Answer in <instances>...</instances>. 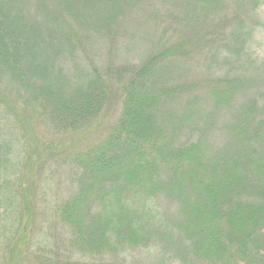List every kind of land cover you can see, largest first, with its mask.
I'll return each instance as SVG.
<instances>
[{
  "label": "trees",
  "instance_id": "1",
  "mask_svg": "<svg viewBox=\"0 0 264 264\" xmlns=\"http://www.w3.org/2000/svg\"><path fill=\"white\" fill-rule=\"evenodd\" d=\"M262 6L264 0H0V108L11 96L19 102L24 90L50 106L52 121L76 130L120 106L110 132L74 153L77 192L57 209L56 224L78 259L62 257L52 238L31 251L30 187L15 215L5 207L0 216V264H127L118 260L137 250L154 264H264V62L257 67L249 53L264 31ZM145 17L162 32L140 66L113 70L124 85L115 89L97 76L71 97L53 93L52 71L88 57L91 34H116L110 43L117 44ZM226 63L239 73L230 82L225 68L219 78L212 70ZM252 66L248 77L243 70ZM191 71L205 73L203 80L164 86ZM175 100L184 107L168 110ZM213 117L231 121L226 139L210 131ZM2 150L0 175L8 163ZM26 161L33 173L32 157Z\"/></svg>",
  "mask_w": 264,
  "mask_h": 264
},
{
  "label": "rangeland",
  "instance_id": "2",
  "mask_svg": "<svg viewBox=\"0 0 264 264\" xmlns=\"http://www.w3.org/2000/svg\"><path fill=\"white\" fill-rule=\"evenodd\" d=\"M25 12L29 14L26 16L27 21L33 23L35 19L33 16L36 11L30 9V11L26 10ZM260 13L264 19V6L260 8ZM140 15L142 16V13ZM146 16L148 17V15ZM147 17L134 22L128 31L125 28L124 32L119 35L117 44L110 43V41L116 42L118 38L116 34L112 37L104 33L91 34L93 38H91L92 43L88 57L85 55L78 57L76 64L72 62L62 66L57 64L55 70L52 71V78H55V81L52 80L53 85L51 86L53 93L71 97L77 89L86 88L89 83H93L97 76H106L108 81L111 80L115 84L113 86L115 89L124 85L123 79H113L116 78L113 70L130 65L140 66L147 60L150 53L155 54L157 44L155 41L162 31L153 19L149 20ZM253 41L255 43L250 48L249 53L258 67L259 60L264 62V31L262 29L255 34ZM161 65L165 67L164 63ZM217 66H213L212 69L214 73L216 71L217 78H219V70L224 68L226 69L225 72L228 71L226 73L227 82L238 77L237 74L239 73L232 65L226 63L221 68ZM94 67H97V73H95ZM255 67L245 68L243 72L248 77L254 76ZM160 68L159 66L158 70ZM61 69L63 72L60 73ZM204 74L191 71L185 78L172 76L166 80L164 86L170 85V82L180 83L183 80L198 83L203 80ZM60 76H67L69 79L57 82ZM211 79L215 78L212 76ZM6 82L8 83L7 80ZM40 83L41 81L38 80L37 84L40 85ZM218 83L212 84L217 85ZM14 89L16 90L15 87ZM21 94L19 102H11V96L10 105L1 104L2 108H0V130L3 133L0 137V146L6 154L8 162L3 166L0 175V186H2L0 201L3 200V204L0 203L2 204L0 205V216L5 211V207L15 215L18 204L22 203L25 190L31 187L29 199L33 202L34 210L29 213L31 217L29 234H32L29 248L32 252L43 249L49 239L52 238L53 249H56L62 257L70 254V257L78 259L70 245L66 231L56 224L57 209L77 192L76 180L70 171V163L74 153L89 149L110 132L119 115L118 108L120 106L115 103L112 107H117L116 109L107 111L89 127L69 130L52 121L49 116L51 114L50 106L40 107L38 103L31 100L30 94H26L24 90ZM184 105L185 101L175 100L168 103L166 107L168 110L178 111ZM33 110L37 112H33ZM220 110V108L216 109V111ZM219 114L220 112L216 114V117L220 118ZM230 122L226 119L215 121V117H213L209 122V129L215 135L226 139L228 133L224 131V127L226 123ZM37 149H39L38 155H36ZM30 156L35 163L33 173L26 167V158ZM38 158L41 160L40 164H37ZM23 177L31 178L24 180ZM6 201L11 205L7 207L4 204ZM0 221H2L1 218ZM123 260H127V264H140V262L154 264L155 262V258L151 254L149 258L148 252L143 250H137L133 254L127 253L125 258L118 261L122 263ZM187 264L192 263L188 262Z\"/></svg>",
  "mask_w": 264,
  "mask_h": 264
}]
</instances>
